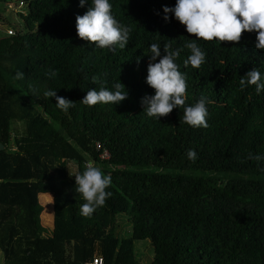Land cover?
Here are the masks:
<instances>
[{"label": "trees", "instance_id": "16d2710c", "mask_svg": "<svg viewBox=\"0 0 264 264\" xmlns=\"http://www.w3.org/2000/svg\"><path fill=\"white\" fill-rule=\"evenodd\" d=\"M13 1L23 4L15 14L20 26L7 19L15 34L0 38L4 264H86L96 256L105 264H142L135 242L143 240L152 242L151 264H264V160L247 159L264 156V90L239 83L253 68L264 77L257 34L243 33L237 44L197 40L205 63L185 68L190 51L183 46L195 37L171 13L163 18L176 0H109L112 15L131 28L126 47L115 51L76 34L75 18L91 0L84 7L79 0H0V13ZM169 40L182 49L176 63L187 77L186 105L201 95L211 101L207 128L185 124L183 108L159 120L144 112L141 99L154 95L145 82L150 45L159 43L163 56ZM49 69L58 71L55 78ZM93 77L109 89L119 81L127 99L83 104L87 91L100 87ZM46 90L75 106L60 110ZM61 161L64 177L55 174ZM89 162L111 175L112 195L84 217L74 175ZM41 194L53 197L51 238L39 226ZM120 215L132 224L128 237L120 233Z\"/></svg>", "mask_w": 264, "mask_h": 264}, {"label": "clouds", "instance_id": "9594fccd", "mask_svg": "<svg viewBox=\"0 0 264 264\" xmlns=\"http://www.w3.org/2000/svg\"><path fill=\"white\" fill-rule=\"evenodd\" d=\"M89 5V0H79V6ZM163 17L168 20V13L185 27V31L195 40H189L184 48L190 54L183 61L184 67L189 65L200 68L206 60V53L196 42L217 41L219 43L237 44L243 33L255 32L257 50H264V0H176L174 7H164ZM76 34L79 39L94 44L97 48L115 51L118 46L124 49L129 42L131 28L121 24L112 15V5L109 0H91V4L83 15L75 18ZM172 40L163 45L152 43L150 45V61L147 66L146 84L154 90V95H145L141 99L144 112L148 117L159 120L168 116L174 109L183 108V121L193 128H207L208 109L211 103L207 97H201L192 105H186L187 77L176 63L180 56V48L173 49ZM159 57V61L157 58ZM58 71L48 70L46 75L55 78ZM106 75V74H105ZM24 74L17 72L15 78L23 79ZM94 82H99V89L87 91L81 101L87 106L97 104H119L127 99V92L119 81L109 89L104 80L93 77ZM240 86L243 89L248 85H254L256 93L264 90V77L257 68H253L240 78ZM44 96L55 98L56 106L67 112L75 106V103L65 97L57 96V91L46 90ZM187 156L190 160L196 159V152L189 149ZM247 159L256 161L264 160L262 155L249 154ZM75 176L76 193L82 196L84 203L80 212L84 217H90L98 208L103 207L112 193L107 191L111 187V175H105L101 168L94 163L86 164L84 171Z\"/></svg>", "mask_w": 264, "mask_h": 264}, {"label": "rangeland", "instance_id": "374dc122", "mask_svg": "<svg viewBox=\"0 0 264 264\" xmlns=\"http://www.w3.org/2000/svg\"><path fill=\"white\" fill-rule=\"evenodd\" d=\"M22 9V12H24L22 6H20V3L17 1H13L12 3L9 2L7 9L5 8V10L7 11H3L0 13V38L5 36V35H10L8 32L9 31H14L15 34V29H13L12 25H9L8 20L11 24L16 25V26H20V18L17 17L15 14L16 12H20V10ZM8 19V20H7ZM13 29V30H11ZM13 34V35H14ZM15 128L17 129V131L15 130ZM22 131V125L21 124H17L14 127V132H17L18 134H20ZM65 168H66V163L64 161H61L60 164H58V167L55 172V174L57 176L60 177H64L66 172H65ZM48 203V202H47ZM47 203L45 202V204L43 203V201L40 198V202H39V207L41 209V214L43 213V211H45V207L47 206ZM49 204V203H48ZM51 205V208L48 207L49 212L45 211L43 213V215H38V221H39V226H40V230H43V235L46 236L45 238H48L47 234H51L52 233V221H53V205ZM118 222L122 223V225L119 226L120 228V233L122 234L123 237H128L131 234V230H132V224L130 223V225H128V222L126 221L128 219L127 215H120L117 217ZM124 224V225H123ZM48 229V230H47ZM47 233V234H46ZM51 236V235H50ZM135 251H136V255L137 258L139 259V261L142 264H151L153 259H154V249L152 246V242L150 240H143V241H136L135 242ZM0 264H4V260H3V255L0 252Z\"/></svg>", "mask_w": 264, "mask_h": 264}, {"label": "crops", "instance_id": "0c3cea01", "mask_svg": "<svg viewBox=\"0 0 264 264\" xmlns=\"http://www.w3.org/2000/svg\"><path fill=\"white\" fill-rule=\"evenodd\" d=\"M40 198H41V200L43 201V203L45 204V202L47 203V206L49 207V208H51V205L50 204H53L52 202H53V197L50 195V194H41L40 196H39V202H40ZM48 207H45L44 209H45V211H48L49 212V209H48ZM52 209H53V207H52ZM45 211H43V213L45 212ZM54 211V210H53ZM53 211H52V213H53ZM41 212V211H40ZM43 213L41 214V213H39V215L41 214V215H43ZM53 217V216H52ZM48 230V229H47ZM42 232H43V230H42ZM47 234V233H46ZM52 234H53V225H52V233L51 234H47L48 235V238H51L52 237ZM51 235V236H50ZM46 237V236H45Z\"/></svg>", "mask_w": 264, "mask_h": 264}, {"label": "built area", "instance_id": "2783aa9c", "mask_svg": "<svg viewBox=\"0 0 264 264\" xmlns=\"http://www.w3.org/2000/svg\"><path fill=\"white\" fill-rule=\"evenodd\" d=\"M20 6H23V4L20 3ZM13 29H11V30H13ZM8 33L10 35H13L14 31H9ZM107 158H108V154H107V152H104L101 156V159L106 160ZM86 264H105V261L101 256H96L91 261L87 262Z\"/></svg>", "mask_w": 264, "mask_h": 264}, {"label": "water", "instance_id": "95a60500", "mask_svg": "<svg viewBox=\"0 0 264 264\" xmlns=\"http://www.w3.org/2000/svg\"><path fill=\"white\" fill-rule=\"evenodd\" d=\"M3 147H2V145H0V149H2Z\"/></svg>", "mask_w": 264, "mask_h": 264}]
</instances>
